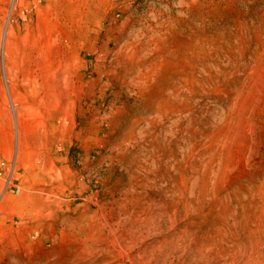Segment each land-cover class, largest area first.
<instances>
[{
  "label": "rangeland",
  "instance_id": "1",
  "mask_svg": "<svg viewBox=\"0 0 264 264\" xmlns=\"http://www.w3.org/2000/svg\"><path fill=\"white\" fill-rule=\"evenodd\" d=\"M0 264H264V0H0Z\"/></svg>",
  "mask_w": 264,
  "mask_h": 264
},
{
  "label": "bare ground",
  "instance_id": "2",
  "mask_svg": "<svg viewBox=\"0 0 264 264\" xmlns=\"http://www.w3.org/2000/svg\"><path fill=\"white\" fill-rule=\"evenodd\" d=\"M190 192H191V188L190 189H188V194H190ZM189 198V197H188ZM201 202L202 203H204L205 202V200H206V195L204 194V195H201ZM192 210V212L194 211H196V209H191ZM198 211L200 210V209H197ZM189 216V215H188Z\"/></svg>",
  "mask_w": 264,
  "mask_h": 264
}]
</instances>
